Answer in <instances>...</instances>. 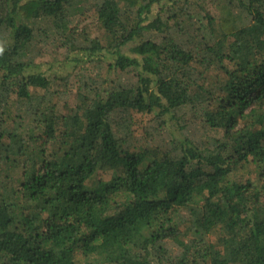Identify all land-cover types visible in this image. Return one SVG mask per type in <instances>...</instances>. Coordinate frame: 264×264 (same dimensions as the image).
<instances>
[{
    "label": "trees",
    "instance_id": "16d2710c",
    "mask_svg": "<svg viewBox=\"0 0 264 264\" xmlns=\"http://www.w3.org/2000/svg\"><path fill=\"white\" fill-rule=\"evenodd\" d=\"M0 264H264V0H0Z\"/></svg>",
    "mask_w": 264,
    "mask_h": 264
},
{
    "label": "rangeland",
    "instance_id": "374dc122",
    "mask_svg": "<svg viewBox=\"0 0 264 264\" xmlns=\"http://www.w3.org/2000/svg\"><path fill=\"white\" fill-rule=\"evenodd\" d=\"M82 25H84L85 27L87 26V29L88 30H91V32H93V34L95 33L96 34V31H97V27L95 25L96 23V19L91 16L87 19H82L81 21ZM65 58V55L63 54V52H58L56 51L53 47H50L46 53H44L43 56H41V58H38L41 62V63H53V67H52V70H58V67L60 66V63L63 62V59ZM48 65H43V68L42 69H47ZM85 66H88L89 65H85ZM86 67V68H88ZM66 68V66H65ZM67 70H72L71 67H67ZM59 72V71H58ZM77 79H75V76H72L71 78V82H75ZM73 91V94L75 93V90H72ZM72 99H73V95L72 96H67V97H62V100H61V106H64V105H69L71 102H72Z\"/></svg>",
    "mask_w": 264,
    "mask_h": 264
}]
</instances>
